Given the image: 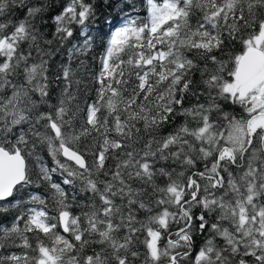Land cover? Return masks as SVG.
Returning <instances> with one entry per match:
<instances>
[{"label":"snow or ice","instance_id":"6c2138e0","mask_svg":"<svg viewBox=\"0 0 264 264\" xmlns=\"http://www.w3.org/2000/svg\"><path fill=\"white\" fill-rule=\"evenodd\" d=\"M125 4L0 0V264H264V0Z\"/></svg>","mask_w":264,"mask_h":264},{"label":"trees","instance_id":"16d2710c","mask_svg":"<svg viewBox=\"0 0 264 264\" xmlns=\"http://www.w3.org/2000/svg\"><path fill=\"white\" fill-rule=\"evenodd\" d=\"M139 2V0H137ZM49 3L51 5L49 10V15H55L59 12L60 6H61V0H49ZM98 4V11L100 15V27L106 32L107 26L105 25V20L107 19H113L118 20L119 18V7H124L127 9V5L125 4V0H109V4L105 5L104 0H97ZM60 57H57V60H59ZM51 162L50 160L48 161ZM40 191H43L41 189ZM35 241H33L34 243Z\"/></svg>","mask_w":264,"mask_h":264}]
</instances>
